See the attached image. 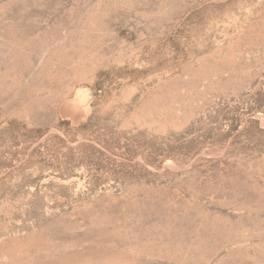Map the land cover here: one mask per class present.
Wrapping results in <instances>:
<instances>
[{"label": "rangeland", "instance_id": "374dc122", "mask_svg": "<svg viewBox=\"0 0 264 264\" xmlns=\"http://www.w3.org/2000/svg\"><path fill=\"white\" fill-rule=\"evenodd\" d=\"M0 264H264V0H0Z\"/></svg>", "mask_w": 264, "mask_h": 264}]
</instances>
